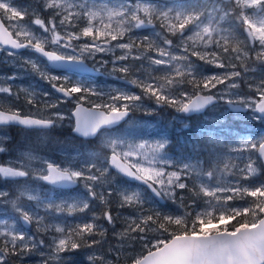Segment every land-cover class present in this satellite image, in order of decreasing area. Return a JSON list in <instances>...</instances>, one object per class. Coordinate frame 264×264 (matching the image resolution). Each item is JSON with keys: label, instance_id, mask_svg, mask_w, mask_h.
Here are the masks:
<instances>
[{"label": "rangeland", "instance_id": "374dc122", "mask_svg": "<svg viewBox=\"0 0 264 264\" xmlns=\"http://www.w3.org/2000/svg\"><path fill=\"white\" fill-rule=\"evenodd\" d=\"M43 11L50 12L49 20ZM0 16L21 41L94 61L106 73L91 77L58 72L29 49L3 51L0 109L54 120L56 128L26 133L36 143L26 138L10 146L9 127H0V174L5 167L24 173L8 187L0 183V242L8 245L9 254L0 252V264L28 257L31 264H75L61 253L68 240L63 234L66 223L93 202L110 205L111 195L114 205L131 210L112 216L116 235L126 241L118 243L113 257L97 249L84 253L81 260L125 264L141 257L139 243L153 248L166 239L167 232L154 223L158 217L170 218L166 205L118 177L114 187L108 185L114 171L108 178L93 171L94 166L98 172L112 170L104 165L108 156L73 133L76 103L107 111L132 110L126 123L104 130L96 142L153 180L167 202L181 204L186 199L187 211L172 215L177 221L189 217L210 225L240 210L229 203L233 196L258 189L249 179L261 173L252 147L264 140V118L255 112L264 98V0H0ZM54 84L70 90L73 99L59 96ZM212 90L220 102L200 118L201 135L216 143L208 166L193 141L184 151L172 148V143L179 127L191 125L183 112L186 103L196 93ZM228 102L249 110L231 112ZM230 114L240 131L256 133L237 135L235 126L223 130ZM53 135L63 142L48 144ZM49 164L85 175L88 187L57 195L43 182ZM23 217L31 221L28 228L21 223ZM142 229L150 234H135ZM130 238L139 242H128Z\"/></svg>", "mask_w": 264, "mask_h": 264}, {"label": "water", "instance_id": "95a60500", "mask_svg": "<svg viewBox=\"0 0 264 264\" xmlns=\"http://www.w3.org/2000/svg\"><path fill=\"white\" fill-rule=\"evenodd\" d=\"M247 34L251 38V32L247 31ZM0 45L14 51H22L27 47L28 42H21L14 37L0 17ZM31 50L45 58L53 69L90 76L103 74L85 60L65 57L40 45L33 46ZM1 51L2 47H0V54ZM53 88L60 95H65L69 99L73 97V94L65 88L58 86H53ZM217 102L218 98L213 94L198 93L186 104L184 112L189 116L202 114ZM228 105L235 112L248 110L241 104L229 102ZM256 110L264 116V100L258 103ZM130 113L128 109L106 111L78 103L72 111L75 121L73 132L80 137L92 139L101 129L117 127L125 122ZM53 124V120L20 115L0 109V126L16 125L44 129L50 128ZM257 154L264 164V142L258 147ZM109 163L129 181L147 187L159 203L166 202V198L155 183L136 171L118 153H111ZM47 169L48 174L43 177L46 183L62 188H72L78 185L79 181L74 179L69 171L55 165H49ZM5 174L14 179L22 176L19 169L13 168H7ZM29 223L28 218L22 219L24 227H28ZM129 264H264V216L258 223L237 230L175 235L161 246L148 251L140 259Z\"/></svg>", "mask_w": 264, "mask_h": 264}, {"label": "trees", "instance_id": "16d2710c", "mask_svg": "<svg viewBox=\"0 0 264 264\" xmlns=\"http://www.w3.org/2000/svg\"><path fill=\"white\" fill-rule=\"evenodd\" d=\"M44 15L48 17L49 20V11H43ZM49 22V21H48ZM216 85L213 86H217ZM214 92V90H212ZM162 106V105H161ZM23 113H27L23 109ZM192 128L185 127L183 136L188 139L190 137H197L198 138V143H199V148H200V156L205 159L206 161L210 159V152L212 150V147L207 149L211 144L208 142L207 138L201 136V122L200 118L193 117L192 122ZM235 121L233 122L231 119H229L227 126L233 125ZM235 127H238L237 123L235 124ZM56 128V127H55ZM14 133L12 135V140L9 142L10 146H17L19 144H23L24 140L27 138L29 141L35 142L36 140L32 139V134H26V133H32V131L28 130H23L22 128L16 127V126H10V128ZM19 132L20 135L17 133ZM250 134H254V131H247ZM175 140V136H174ZM59 141H62L61 136L53 135L48 141L52 144H58ZM188 142V141H187ZM176 143V146L180 148L181 151H184L188 145L184 144L182 145L181 143H178V141H174V144ZM252 156L253 159L255 160L257 165L261 166L260 160L257 158L256 155V147H252ZM0 162H3L0 160ZM262 167V171L258 175L252 176L249 181L252 183V186H256L258 189L256 191L250 192H244L242 195H235L233 196V200H231L229 203L231 205H239L240 210L229 213L226 217H224L220 221H213L212 224L208 225L207 221H194L193 219L187 217L184 221H177L174 219L172 216L173 214H180V213H185L188 209L187 207V200L184 199L181 204H177L176 202L169 203L167 202L166 204V209L169 214H171L170 218L167 217H161L157 218L154 220V223L162 229L167 232V236L165 237L166 240H169L171 237L177 234H207L213 231H221V230H235L240 227L248 226V225H253L256 224L260 218L264 215V167ZM0 183L1 187H8L10 184V181L3 177L2 174H0ZM191 198H195L190 195ZM180 199H178L179 201ZM194 200V199H192ZM181 201V200H180ZM179 201V202H180ZM119 242H116V246H118ZM138 243V242H137ZM70 248L74 249L76 252V255L74 259H76L75 264H86L79 262V254L81 251L88 245V242H70ZM139 246L142 248L141 251V256L144 255L146 252H148L152 248H147L144 247L142 244L139 243ZM17 257V255H16ZM19 258V257H18ZM29 258V257H28ZM21 260V259H16L12 261L13 264H31L29 259ZM131 262V261H130ZM120 263V262H119Z\"/></svg>", "mask_w": 264, "mask_h": 264}, {"label": "flooded vegetation", "instance_id": "af4514ba", "mask_svg": "<svg viewBox=\"0 0 264 264\" xmlns=\"http://www.w3.org/2000/svg\"><path fill=\"white\" fill-rule=\"evenodd\" d=\"M5 50H6L5 48L2 49V53ZM232 117L233 116H231V114L227 115V118H232ZM23 130H31V129L24 128ZM10 131H11V134L13 135L14 132L11 129ZM96 139L97 137L91 140L89 144L92 145L98 152H100L101 155L109 157V155L113 152V150L103 148L100 144L96 142ZM104 165L109 166V160L106 159ZM111 170L112 171L109 170L110 172L108 173L102 170L101 172H98L96 166H94V169H93V171L96 172V174L99 176H102V175L105 176L104 173H106L107 178L109 177L111 172H113V169ZM74 177L78 179L79 181L78 185L75 187L59 188V187L51 186V188L57 192V195H66V196L76 191L86 190L85 186L88 187V185L84 183L83 178L85 177V175H81V176L74 175ZM116 177H118L119 179L125 180L123 177L114 173V177L110 179L112 180V184L109 183L108 185H112V187H114V182H115ZM127 182L129 184H134V186L142 187L138 183H131L129 181ZM144 189L146 190V188ZM112 196L113 195H111L110 205L107 202L106 204L99 203L96 206H93L95 205L94 204L95 202H93L92 205L88 207L86 210L80 211L76 214V216L72 217L73 222L66 223L63 234L65 235V237H67L68 240H67L66 248L61 249V253L64 256L63 258L68 259L67 257H70V258L72 257L74 259L76 255L75 250L70 248V245H69L70 242H88V245L79 254V259H80L79 262L91 264L89 261L81 260V257L83 256L84 253L90 250L94 251L98 249L105 256L113 257L114 256L113 250L116 248V242L126 241V238L118 237L116 235V229L118 225L114 221L112 216L113 214H116L118 211H122V210L131 211V210L126 209V208H121V207L118 208L116 205H114L112 201ZM144 225L146 224H141L140 226H144ZM52 233L53 232H50L48 237H50ZM135 234L136 235H139V234L147 235L150 233H147V231L142 229L136 232ZM37 238L38 236H36L34 240L36 241ZM128 242H139V240L133 241L132 238H130ZM33 243H34L33 245H35L37 242H33ZM0 252H2L4 255L7 254L9 256V254L6 252V250H4V248H0ZM74 261L76 260L74 259Z\"/></svg>", "mask_w": 264, "mask_h": 264}, {"label": "bare ground", "instance_id": "6f19581e", "mask_svg": "<svg viewBox=\"0 0 264 264\" xmlns=\"http://www.w3.org/2000/svg\"><path fill=\"white\" fill-rule=\"evenodd\" d=\"M99 135H100V134H97V136H96V137H98ZM96 137H94V138H96ZM94 138H93V139H94Z\"/></svg>", "mask_w": 264, "mask_h": 264}]
</instances>
